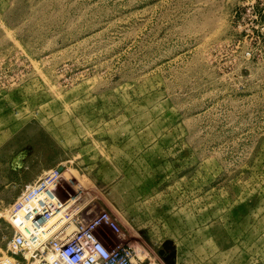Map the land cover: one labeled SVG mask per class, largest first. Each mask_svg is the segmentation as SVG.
Listing matches in <instances>:
<instances>
[{"label": "rangeland", "instance_id": "obj_1", "mask_svg": "<svg viewBox=\"0 0 264 264\" xmlns=\"http://www.w3.org/2000/svg\"><path fill=\"white\" fill-rule=\"evenodd\" d=\"M31 190L107 264H264V0H0V261Z\"/></svg>", "mask_w": 264, "mask_h": 264}, {"label": "built area", "instance_id": "obj_2", "mask_svg": "<svg viewBox=\"0 0 264 264\" xmlns=\"http://www.w3.org/2000/svg\"><path fill=\"white\" fill-rule=\"evenodd\" d=\"M54 174L56 171L48 174V178ZM32 190L22 194L10 209V225L14 230L6 243L8 257L3 258L0 264H17L15 258L18 255L22 258L29 255L36 264L108 263L107 252L84 227L66 232L61 217V223L55 230L44 229L56 213H62L44 193H38L32 199Z\"/></svg>", "mask_w": 264, "mask_h": 264}, {"label": "bare ground", "instance_id": "obj_3", "mask_svg": "<svg viewBox=\"0 0 264 264\" xmlns=\"http://www.w3.org/2000/svg\"><path fill=\"white\" fill-rule=\"evenodd\" d=\"M10 220H12V218H10ZM61 223V214L56 213V215H54L52 217V219L49 221V224H47V226H45L44 229H48L50 231L55 230V228ZM21 231H24L23 228H19Z\"/></svg>", "mask_w": 264, "mask_h": 264}, {"label": "water", "instance_id": "obj_4", "mask_svg": "<svg viewBox=\"0 0 264 264\" xmlns=\"http://www.w3.org/2000/svg\"><path fill=\"white\" fill-rule=\"evenodd\" d=\"M161 254V252H159V255ZM173 256H174V254L172 253L171 254V260L170 261H168V264H173Z\"/></svg>", "mask_w": 264, "mask_h": 264}, {"label": "flooded vegetation", "instance_id": "obj_5", "mask_svg": "<svg viewBox=\"0 0 264 264\" xmlns=\"http://www.w3.org/2000/svg\"><path fill=\"white\" fill-rule=\"evenodd\" d=\"M168 261V260H167Z\"/></svg>", "mask_w": 264, "mask_h": 264}]
</instances>
